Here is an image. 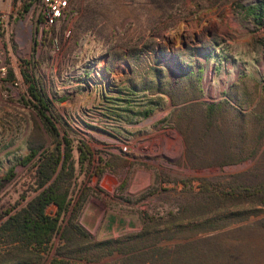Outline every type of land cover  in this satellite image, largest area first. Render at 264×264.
Listing matches in <instances>:
<instances>
[{"label": "rangeland", "instance_id": "obj_1", "mask_svg": "<svg viewBox=\"0 0 264 264\" xmlns=\"http://www.w3.org/2000/svg\"><path fill=\"white\" fill-rule=\"evenodd\" d=\"M28 1L27 12L20 10L22 0L1 1L9 12L4 44L14 76H0V177L12 166L16 176L0 192V211L20 207L37 193L31 166L36 158L18 162L31 146L42 145L43 151L53 141L26 103L22 69L28 67L53 100L55 114L68 123L76 169L73 204L83 199L78 222L95 240L132 236L148 224L163 231L166 244L194 241L195 256L204 264H264V206L237 197L226 206L206 207L200 189V180H207L208 192L226 196L232 185L264 183V136L259 138L264 126L252 115L264 105V12L251 11L264 0H74L66 18L51 29L41 27L39 2ZM88 15L97 19L91 28L83 23ZM151 42L155 52L144 50L137 60L130 56V47L144 49ZM152 68L161 70L163 83L183 81L185 97L230 102L217 116L224 132L215 130L202 144L217 164L188 163L184 136L170 119L176 107L170 97L155 88L135 97L124 92L127 76L142 86L156 78ZM181 69L201 70V92L196 78H183ZM160 96L161 105L148 117L126 115L127 97L143 104L135 107L141 110ZM196 110L193 134L202 126L203 111ZM253 126L262 143L257 155L223 163L231 152L239 154L241 144L229 138ZM181 128L188 130L184 122ZM82 141L93 153L85 166L79 162ZM127 143L132 151L123 153ZM56 211V205L48 208L52 215ZM59 237L44 262L53 257ZM117 257L80 264H116Z\"/></svg>", "mask_w": 264, "mask_h": 264}, {"label": "trees", "instance_id": "obj_2", "mask_svg": "<svg viewBox=\"0 0 264 264\" xmlns=\"http://www.w3.org/2000/svg\"><path fill=\"white\" fill-rule=\"evenodd\" d=\"M31 4L32 2L28 0H22L20 10L22 12L29 11ZM260 9L264 12L263 5L252 7L251 11L253 13ZM83 19L86 28L93 27L97 21L90 15ZM143 46L144 49H138L137 46L130 47L132 49L130 56L137 60L144 50L149 53L156 51L155 43H146ZM152 71L156 78H150L142 86L134 78L127 76L129 86L124 92L135 97L140 90L151 91L155 88L158 92L170 97L176 106L170 115V119L175 118V125L184 136L186 145L184 155L188 163L198 167L217 164L215 159L207 156V150L202 144L213 135L215 130L224 132V128L217 125V116L231 106L230 102L226 100L217 104H204L195 101L199 95L185 97L182 94L183 81L175 85L163 83L161 70L152 68ZM8 74L10 78H13V70L10 69ZM181 74L183 78L195 77L197 80L196 87L201 92V70L186 71L181 69ZM22 76L28 85L26 103L37 112L44 129L53 141L52 145L43 151H41L42 145L39 147L31 146L30 153L18 162V164L27 165L36 158L31 166L34 171L33 185L36 186L35 191L37 193L29 199L28 196H24L23 200H28L20 207L14 206L0 211V264L97 263L114 256H119L114 259L116 264H204L195 256V251L199 248L194 241L166 244L165 240L167 239L163 237V231L158 230L153 225L146 224L139 233L124 238L94 239L92 234L78 222L83 199L75 205L73 204L71 193L76 169L73 159V140L69 136L68 123L55 114L53 100L39 79L29 72L28 67L22 69ZM162 97L149 99L147 103L150 108H142L141 110H136L135 107L143 104L136 102L138 100L133 99V97H127L126 115L148 117L155 106L161 105ZM235 101L239 106H243L237 97ZM225 108L227 109L225 110ZM196 109L203 111L201 121H199L202 126L193 134L191 125H193L194 114L192 116V113L197 111ZM252 115L255 122H262L264 126V105L262 110L258 108V111H254ZM181 122L186 124L188 130L181 128ZM263 136L264 130L260 132L259 138ZM229 139L230 142H238L241 145L238 148L239 154L231 152L223 161L225 164L254 158L262 146V143L258 142L257 128L254 126L247 131L233 134ZM232 146L234 145L230 146V150L233 149ZM79 151V162L82 166L90 163L93 153L85 142H80ZM15 176L16 166H12L6 175L0 177V192ZM231 187L232 191L226 196H222L208 192L212 191L210 182L200 180V189L207 199L206 207L226 206L227 201L240 199L237 197L257 201L264 206V183L252 184L247 186L248 188L234 185ZM51 205L57 206L55 215L48 212ZM212 221L214 220H207L204 223L211 224ZM183 227L185 228V226H178L182 230ZM58 235H60L59 243L53 257L44 262V254L48 252L50 247H53Z\"/></svg>", "mask_w": 264, "mask_h": 264}, {"label": "built area", "instance_id": "obj_3", "mask_svg": "<svg viewBox=\"0 0 264 264\" xmlns=\"http://www.w3.org/2000/svg\"><path fill=\"white\" fill-rule=\"evenodd\" d=\"M0 0V76L6 78L8 75L7 49L4 44L5 37L9 32V12L5 10ZM39 12L42 17L41 27L51 29L66 18L74 0H37ZM69 31L66 33L69 36ZM99 75V74H98ZM132 146L129 143L121 146L123 153H130Z\"/></svg>", "mask_w": 264, "mask_h": 264}]
</instances>
